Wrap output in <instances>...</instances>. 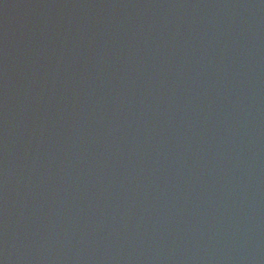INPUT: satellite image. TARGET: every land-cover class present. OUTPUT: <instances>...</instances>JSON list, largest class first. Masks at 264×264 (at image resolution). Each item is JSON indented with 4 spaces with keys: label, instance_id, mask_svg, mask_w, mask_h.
<instances>
[{
    "label": "water",
    "instance_id": "1",
    "mask_svg": "<svg viewBox=\"0 0 264 264\" xmlns=\"http://www.w3.org/2000/svg\"><path fill=\"white\" fill-rule=\"evenodd\" d=\"M0 264H264V0H0Z\"/></svg>",
    "mask_w": 264,
    "mask_h": 264
}]
</instances>
